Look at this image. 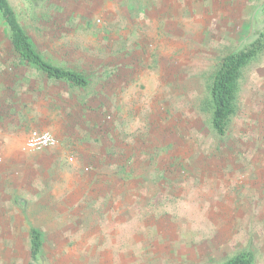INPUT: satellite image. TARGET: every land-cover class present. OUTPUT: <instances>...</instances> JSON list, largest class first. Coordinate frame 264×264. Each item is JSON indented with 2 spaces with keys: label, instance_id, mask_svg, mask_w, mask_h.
Masks as SVG:
<instances>
[{
  "label": "rangeland",
  "instance_id": "rangeland-1",
  "mask_svg": "<svg viewBox=\"0 0 264 264\" xmlns=\"http://www.w3.org/2000/svg\"><path fill=\"white\" fill-rule=\"evenodd\" d=\"M8 1L40 55L89 84L21 64L0 19V264L29 263L30 228L47 264H221L243 251L264 264V52L240 72L224 135L208 103L264 0ZM32 131L56 145L23 151ZM214 222L232 244L219 255Z\"/></svg>",
  "mask_w": 264,
  "mask_h": 264
},
{
  "label": "trees",
  "instance_id": "trees-1",
  "mask_svg": "<svg viewBox=\"0 0 264 264\" xmlns=\"http://www.w3.org/2000/svg\"><path fill=\"white\" fill-rule=\"evenodd\" d=\"M36 7L40 0H29ZM39 1V2H38ZM42 1V0H41ZM264 19V7L262 10ZM0 19L3 22L11 54L23 65L30 66L45 78L62 81L84 88L87 77L77 71L56 66L40 55L31 42L28 33L19 23L8 0H0ZM264 52V20L254 33V38L240 49L223 57L212 77L209 91V112L212 129L224 135L227 123L234 112V101L238 79L244 66ZM29 263L47 264L42 255V234L35 228L28 231ZM251 252H240L221 264H254Z\"/></svg>",
  "mask_w": 264,
  "mask_h": 264
},
{
  "label": "crops",
  "instance_id": "crops-1",
  "mask_svg": "<svg viewBox=\"0 0 264 264\" xmlns=\"http://www.w3.org/2000/svg\"><path fill=\"white\" fill-rule=\"evenodd\" d=\"M225 205L227 207H232V210L234 213H237V210L234 208L235 206L232 204V202L230 201H225ZM244 219H243V215L241 213V222L243 223ZM212 234L210 236V251L212 252V254L214 255H219L221 254V252L224 249H229L232 248L231 247V242L229 241L230 235L229 232L226 228H221L220 223L218 224V222H214V224L212 225ZM223 236H226V238L222 239ZM234 247L238 248L239 246H237L236 242H233ZM251 252V251H249ZM252 253V252H251ZM232 255V253L230 254V256ZM230 258V257H229ZM228 259V258H227Z\"/></svg>",
  "mask_w": 264,
  "mask_h": 264
},
{
  "label": "built area",
  "instance_id": "built-area-1",
  "mask_svg": "<svg viewBox=\"0 0 264 264\" xmlns=\"http://www.w3.org/2000/svg\"><path fill=\"white\" fill-rule=\"evenodd\" d=\"M56 139L48 131H32L23 143V151L25 152H42L49 150L56 145Z\"/></svg>",
  "mask_w": 264,
  "mask_h": 264
}]
</instances>
